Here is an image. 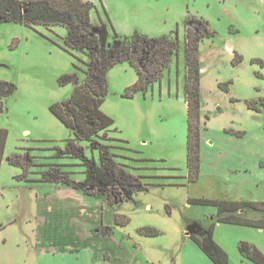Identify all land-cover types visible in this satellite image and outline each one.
Masks as SVG:
<instances>
[{"label": "rangeland", "instance_id": "rangeland-1", "mask_svg": "<svg viewBox=\"0 0 264 264\" xmlns=\"http://www.w3.org/2000/svg\"><path fill=\"white\" fill-rule=\"evenodd\" d=\"M89 1L95 4L92 19L99 43L103 46L121 45L124 39L117 38L111 26L109 28L108 23L102 21V17H107L106 9L109 14L111 7L116 8L121 0ZM218 1L190 0V4L193 11L200 13V17L207 19L217 31V42H224L230 29H239V39L242 40L259 30L262 39L255 45L247 42L246 49L258 53L257 57L264 61V3L260 0H231L228 7ZM178 9L176 4L171 11ZM159 28L163 30L164 26ZM163 31L166 35L170 33L169 30ZM67 32V28L61 25L28 26L0 19V82L14 83L17 87L2 98L0 116V128L8 130L0 169V264H108L113 260L110 253H103L100 257L95 254L98 252L94 249L114 248L109 241H100L94 246L89 236L90 219L77 216L74 210V207L83 206L93 209L99 201L107 203L110 190L94 197L68 185L40 180L52 169L73 182H82L87 164L101 163L98 148L91 145L95 139L78 141L83 147V157L61 153L74 135L54 116L50 106L72 96L75 84L62 81V78L76 74L80 82L84 81L86 61L89 60L82 51L65 49ZM185 45L181 39L179 52L164 73V91L157 82L145 95L138 92L135 97L126 98L122 95L126 87L136 81L135 70L128 63H119L108 73V92L102 109L115 123L109 133L113 139L100 141L109 151L111 160L128 166L129 171L138 175L161 176L145 177L144 182L179 184L152 186L149 191L138 188L134 189L135 193L119 189L120 196L127 200L114 207L117 212H124L130 222L126 226L116 224L111 236L126 245L133 259L131 264H215L189 234L195 233L206 240L208 228L214 223L213 239L228 252L230 264H258L242 255L239 244L248 242L264 254V228L217 222L216 206L189 202L190 198H219L216 191L207 190V179L188 182ZM207 49H204L203 58L206 64L217 62L216 73L229 75L235 72L227 68L223 48L218 54ZM177 65L184 69L179 70L180 84L177 83ZM256 66L264 75V66L257 63ZM238 73L243 79L240 85L234 84L229 93L239 95L244 101L264 95V78L244 69ZM212 85L210 76L205 74L201 94L206 112L211 113V119L205 125L209 131L205 132V137L216 135L217 128L229 122L224 115H231L234 111V107L228 106L226 94ZM7 90L9 86L0 83V94ZM216 102L214 110L212 106ZM255 117L257 126L252 128L245 144L250 141L262 147L264 153V114ZM18 153L26 155L33 163L23 179L19 177L23 168L7 160L8 156ZM166 175L179 177L167 178ZM148 204L152 207L151 212H147ZM258 215L255 211L249 214L246 211L242 216L252 220ZM112 216V210L108 209L105 219ZM142 227L154 228L160 234L141 235L138 229ZM72 243L80 250H68L67 244Z\"/></svg>", "mask_w": 264, "mask_h": 264}, {"label": "trees", "instance_id": "trees-1", "mask_svg": "<svg viewBox=\"0 0 264 264\" xmlns=\"http://www.w3.org/2000/svg\"><path fill=\"white\" fill-rule=\"evenodd\" d=\"M94 9L95 4L89 0H0V19L20 22L28 26H64L68 31L64 37L65 49L69 51L79 50L88 56L84 81L80 82L76 74L64 76L62 81L75 84L74 92L70 98L53 103L50 109L54 116L74 135L67 141V145L61 150V153L83 157V147L78 144V141L95 139L91 141V145L98 148L101 163L87 164L86 176L82 182H73L68 176L52 169L45 172L40 180L68 185L94 197H98L100 192L110 190L107 193L106 202L114 206L127 200L120 196L119 189L129 192L133 190L134 192V189L143 188L144 191H149L152 186L179 184L144 182L142 179L145 177L161 176L138 175L129 171L128 166L111 160L109 151L100 141L113 139L109 133L115 123L114 119L102 109L108 92V73L115 65L128 63L135 70L137 79L132 85L126 87L122 96L133 98L138 92L145 95L155 83L158 82L161 85L164 73L169 69L173 56L179 52L180 40L178 35L175 38L170 35L149 36L135 31L130 38H122L124 40L119 46H103L99 43V35L93 26L92 13ZM184 25L186 30L185 57L188 72L185 92L188 105V182L195 183L201 174L203 129L200 45L206 39L214 40L217 37V31L210 26L209 21L196 16H188L184 20ZM114 34L117 36L115 29ZM242 61L243 56L236 53L233 64L238 65ZM251 62L264 66V61L260 58H253ZM257 75L264 77L260 72H257ZM0 83L9 86V90L0 94L1 116L3 112L2 98L13 93L17 87L14 83ZM229 83H221L220 86L228 91ZM247 104L249 108L261 111L264 108V98L248 100ZM227 131L235 132L237 135L243 134L241 131H233L232 129ZM7 137L8 130L0 128V169ZM120 148L131 150L125 147ZM7 160L10 164L23 168L24 172L19 176L20 179H23V175L29 170L31 164L33 165L26 155L20 153L8 156ZM165 177L176 178L179 176L166 175ZM189 202L216 206L219 215L224 212H231L220 216L218 218L220 222L264 228V219L251 220L236 214L245 208L264 211V200L233 201L200 197L190 198ZM129 222L130 218L127 215L120 212L116 213L115 223L117 225L126 226ZM138 231L142 235L148 236L160 234L158 230L151 227H142ZM213 231L214 223L208 228L206 240L200 239L193 233L190 234V238L215 264H230L228 252L213 239ZM96 233L103 236L112 234L113 227L100 226ZM239 250L243 256L258 264H264V254L255 245L243 241L239 244Z\"/></svg>", "mask_w": 264, "mask_h": 264}, {"label": "crops", "instance_id": "crops-1", "mask_svg": "<svg viewBox=\"0 0 264 264\" xmlns=\"http://www.w3.org/2000/svg\"><path fill=\"white\" fill-rule=\"evenodd\" d=\"M122 1V3H121ZM116 1L118 5L116 8L110 9V13L106 9L107 17H102L103 23H108L109 28L114 33V29L117 32V37H128L132 35L135 31L147 34L149 36H161L167 33L163 30H169L171 37L179 36V39L185 41V25L184 20L188 16L200 17V13L193 11L190 0H121ZM264 3L263 0H260ZM219 4L225 3V6H230L231 0H219ZM209 3V2H207ZM178 5L179 9L177 11H171L174 5ZM210 4V3H209ZM233 9V8H232ZM260 13V12H259ZM261 14V13H260ZM259 16L263 19V16ZM259 17V19H261ZM205 19V18H203ZM207 20V19H206ZM208 21V20H207ZM210 24V23H209ZM160 26H164L159 28ZM241 33L239 29H230L226 35V39L220 42L214 40L206 39L200 45V58H201V91L203 89V84L205 82L206 76H210L213 81L212 88H215L227 96L228 106L234 107V111L230 113L231 115H224L228 118L226 124L221 125L215 131L216 135L213 133L212 136L205 137L206 126L208 120L211 119V113L205 110V100H202V145H201V174L198 181L201 179H207L208 189L215 192L216 197L219 199H227L233 201H262L264 200V153L262 147L256 146L249 141L245 144L251 132L252 128L257 126V119L255 116L263 115L264 108L261 111H256L249 108L246 99L245 101L233 93H229L230 88L235 84L240 85L242 76L238 72L241 70L250 71L257 75V66L252 63L251 60L257 57L258 53H254L249 49H246L247 42L255 45L257 40H261L262 36L259 34V30L251 32L250 36L245 37L244 40L239 39ZM247 36V35H246ZM251 37V40H246ZM208 47L207 51L212 53H220L223 50L227 56V68L235 71L233 74H221L216 73L214 70L217 69V62L206 64V60L203 58L204 49ZM236 53L243 56V61L238 65L233 64V59ZM173 62V60H172ZM171 62V64H172ZM258 65V64H257ZM220 66V65H218ZM183 69L177 65V75L178 84H180V74L179 70ZM184 70V69H183ZM187 71V65H186ZM261 73V72H260ZM263 75V74H262ZM137 76V75H136ZM264 76V75H263ZM255 78V77H254ZM262 78V77H261ZM264 78V77H263ZM137 79V78H136ZM230 82L228 85V91L223 89L220 85L221 83ZM255 85V84H254ZM259 82H258V84ZM162 86V91H164L165 86ZM258 89V88H257ZM259 90V89H258ZM170 92V89H169ZM202 95V94H201ZM258 98H264V95H260ZM173 99V98H171ZM255 99V98H252ZM218 102L214 103V110L217 107ZM184 106L186 112L188 113V105L184 96ZM220 107L217 108L219 110ZM213 114V113H212ZM228 129L233 131H241L242 135H237L235 132H228ZM264 136V135H263ZM213 199H216L213 197ZM147 207V212L152 211L150 204ZM138 207V206H137ZM76 209V215L81 218H89V236L92 238V243L96 246V243L100 241H109L114 249H94L95 254L99 257L103 253H110L113 256L112 261H108V264H115V262H121L123 264H131L132 257L130 258V251L120 241L115 239L112 234L103 236L97 235L96 230L100 226H112L115 227V215L118 209L108 203L98 202V206L93 209H89L88 206H83L81 208L74 207ZM111 209L113 216L111 218L105 219V212ZM123 210V209H121ZM247 211L249 214L251 211L258 212L256 219H264V211L255 210L252 208L241 209L236 212V214L243 215ZM89 213V214H88ZM124 214V212L121 211ZM231 212H224L220 216L227 215ZM261 215V216H260ZM218 219V218H217ZM92 221V222H91ZM217 222H220L217 220ZM124 228V227H122ZM95 231V233H93ZM190 234V233H189ZM142 235V234H141ZM67 249L71 252L80 250V247H76L74 243L67 244ZM94 257V256H93ZM105 261V260H104Z\"/></svg>", "mask_w": 264, "mask_h": 264}, {"label": "flooded vegetation", "instance_id": "flooded-vegetation-1", "mask_svg": "<svg viewBox=\"0 0 264 264\" xmlns=\"http://www.w3.org/2000/svg\"><path fill=\"white\" fill-rule=\"evenodd\" d=\"M190 234H192V233H190ZM193 234H195V233H193ZM196 235V234H195ZM197 236V235H196Z\"/></svg>", "mask_w": 264, "mask_h": 264}]
</instances>
